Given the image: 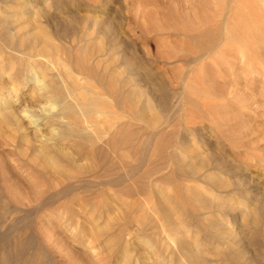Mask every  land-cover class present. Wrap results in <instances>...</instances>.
Masks as SVG:
<instances>
[{
    "label": "rangeland",
    "instance_id": "rangeland-1",
    "mask_svg": "<svg viewBox=\"0 0 264 264\" xmlns=\"http://www.w3.org/2000/svg\"><path fill=\"white\" fill-rule=\"evenodd\" d=\"M208 8V0H0V90L15 80L28 87L7 99L19 97L10 105L20 132L0 126V264H264V60L249 67L247 38L222 61L202 59L193 45ZM112 39L138 68L132 85L142 98L117 109L114 149L106 129L89 128L95 148L77 136L40 146L73 120L52 116L59 107L38 83L76 102L95 82L75 62ZM29 45L44 47V58L28 55ZM25 60L37 61L35 75ZM239 176L254 200L231 194ZM169 233L176 239L165 245Z\"/></svg>",
    "mask_w": 264,
    "mask_h": 264
},
{
    "label": "bare ground",
    "instance_id": "bare-ground-1",
    "mask_svg": "<svg viewBox=\"0 0 264 264\" xmlns=\"http://www.w3.org/2000/svg\"><path fill=\"white\" fill-rule=\"evenodd\" d=\"M15 1V0H14ZM209 2V15L207 17V19H204L202 22L205 21V25H200L198 33H197V38L195 41L194 49L198 50L199 52H201V56L198 52V54L202 57L204 56H214V55H218L221 58V61L223 60L222 58L226 57L228 54V51L230 49H232L235 46H241V41L244 40L245 38L250 39L249 44L252 47H247V49L245 51L252 52L250 50L255 51L254 55L252 53L251 56L248 57V65L249 67H251L252 63H256L258 61H262L264 60V0H208ZM25 5V4H24ZM27 5V4H26ZM23 8V6H22ZM96 17V16H95ZM96 19V18H95ZM98 19V18H97ZM207 20V21H206ZM207 22V23H206ZM96 24V22H95ZM208 24V25H207ZM207 28H205V27ZM97 27V26H96ZM203 27L205 29H203ZM164 28V27H163ZM186 29V28H185ZM102 30V29H101ZM97 31V30H95ZM191 32V31H190ZM41 37V35H39ZM38 37V36H37ZM14 39V38H13ZM58 39V38H57ZM86 39V38H84ZM45 40V39H44ZM88 40V39H87ZM86 40V41H87ZM194 40V39H193ZM19 42V41H18ZM31 42V41H30ZM12 43V42H11ZM75 43V42H74ZM97 43V42H96ZM10 44V43H9ZM20 45H22L23 43H19ZM31 44V43H30ZM45 45H49V42L46 43L44 42ZM119 44V43H118ZM8 44H6L7 46ZM18 45V44H17ZM47 45V46H48ZM246 45V44H245ZM23 46V45H22ZM25 46V45H24ZM32 46V45H31ZM29 45L28 47V52L26 51V53H28V55L30 56H41L44 58L45 56V51L46 49L43 47H40V50H37L39 52H36L34 49V47L32 49L29 50V48L31 47ZM45 46V47H47ZM81 46V45H80ZM8 47V46H7ZM6 47V48H7ZM16 47V46H12ZM49 47V46H48ZM47 47V48H48ZM120 47V46H119ZM237 47V48H239ZM10 48V47H8ZM27 48V47H26ZM43 49H45L44 52ZM119 48H117V45L115 44V42L112 40H109L108 42H106L105 44H99L97 45V48L94 49V52L91 53L90 49H86L87 52L84 50L83 52V58L78 59L77 62H75V66H76V70L83 73V75L86 78H92L95 82V84L90 83V82H85V84H83L81 86L83 93L82 98L81 99H76L74 97V100L76 102L72 103V102H68L65 100V98L69 95L72 96V92L71 91H67L65 93H62L61 91L59 92H53L52 94L49 93L48 90V84H45L44 81L43 83H38L41 80L38 79L37 83H38V87H36L37 91L40 92V96H44L45 98H47V101L49 102V106L50 107H54L55 105H58V111L54 114H52V116L55 117V119L59 122L62 119H68L69 121L72 122H65L64 125H61L62 130L60 131V133L57 136H52L53 134L50 135H44V139L41 143L40 146L44 147V148H48V141H52V143L57 140V139H63V138H67V137H73V136H77L79 139H81L83 142H85L86 144H89L90 147H92L94 145V148L96 147L94 142L90 137V130L95 131V133H97V136H99V132L100 129H106L109 133V137L107 139V146H108V151H111L114 149V134H115V130H113L114 124L116 122V119L119 116V113L121 112H117L118 108H123V110L125 108H127L126 110L129 112L128 109H130V107H132L134 104H136L137 102H141L142 98L140 97L139 92H137L135 90V88L132 85V81H136L139 82L140 78H138L139 76V72L136 70L138 68L135 69L134 71V65L131 64V58L129 59L127 55H125V53L122 52L120 50H118ZM13 50V49H12ZM14 50L16 51L17 49L14 48ZM63 50V49H62ZM90 52V53H88ZM243 52V50H242ZM25 53V52H24ZM45 53V54H44ZM64 53V52H63ZM69 53V52H68ZM77 54V51L76 53ZM10 55V54H9ZM73 56V54H71ZM82 56V55H81ZM199 56V58H201ZM74 57V56H73ZM102 57H106L105 60H103ZM244 57V56H243ZM135 58V57H134ZM198 58V57H197ZM30 59V58H29ZM32 59V58H31ZM30 59V60H31ZM36 59V58H35ZM66 59V58H65ZM133 59V58H132ZM42 61L41 63H44L43 60L45 59H40L38 58L37 61ZM75 60V59H74ZM137 60V59H136ZM27 61V60H25ZM37 61H27L29 63V68L32 69V74L31 76L35 75V73L38 71V69L36 68V70L32 67L37 65ZM47 61V60H46ZM45 61V62H46ZM103 61V62H101ZM105 61V62H104ZM190 61V60H189ZM194 61V60H193ZM18 62V61H17ZM24 62V61H23ZM31 62V63H30ZM148 62V61H147ZM22 63V62H21ZM211 63L213 64H219L216 61H212ZM233 63V62H232ZM18 64V63H17ZM49 64V63H48ZM206 64V63H205ZM23 65V64H20ZM26 66V65H25ZM28 66V64H27ZM39 66V65H38ZM120 66V67H119ZM37 67V66H36ZM55 67V66H54ZM121 70H123V72L125 73V75L122 77V71H121V75L119 72H117L118 68H121ZM31 71V69H29ZM35 71H34V70ZM60 69V68H59ZM58 69V70H59ZM251 69V68H250ZM53 70V69H52ZM51 70V71H52ZM203 70V69H202ZM29 71V72H30ZM119 71V70H118ZM27 73V72H26ZM41 73V72H40ZM52 73V72H50ZM119 73V74H118ZM145 73V72H144ZM3 74V73H2ZM16 75V74H15ZM119 75L121 76V78H119ZM146 75V74H145ZM2 76V75H1ZM30 76V75H29ZM30 76V77H31ZM18 77V75L16 76ZM15 78V77H14ZM22 78V77H21ZM47 78V77H46ZM219 78V77H218ZM23 80V79H22ZM16 81V80H15ZM14 81L15 84L11 83L12 85L9 86V88H5L4 90H0V126L1 129L2 127H4L3 129L5 131L8 132L9 129H14L13 133L17 134L20 132V129L23 127L22 125V120H20L19 115H17L15 113V111L13 112L12 110V106L10 104L15 103L16 101L19 100V97H14L11 100H7L9 97V95H11L13 92H17V89H19L21 92L25 91L28 89L27 84H20V86H18V84H16V82ZM18 81V80H17ZM92 81V80H91ZM211 81V80H210ZM19 82V81H18ZM20 83V82H19ZM75 85V84H74ZM165 85V84H164ZM69 86V85H68ZM76 86V85H75ZM19 87V88H17ZM167 87V86H166ZM207 87V86H206ZM50 88V87H49ZM137 88V87H136ZM164 88V87H163ZM171 88V87H170ZM52 89V88H51ZM59 89V88H58ZM163 90V89H162ZM166 90V89H165ZM171 90V89H170ZM53 91V90H52ZM51 91V92H52ZM65 91V90H64ZM63 91V92H64ZM149 91V90H148ZM164 92V90H163ZM46 93H49L48 95H46ZM149 93V92H148ZM172 93V92H171ZM174 94V92H173ZM104 95L109 97L110 100H106L104 98ZM166 96V94H164ZM163 95V96H164ZM161 96V95H160ZM162 96V97H163ZM174 96V95H173ZM49 97V98H48ZM144 98V96H142ZM161 97V98H162ZM168 97V96H167ZM164 99V98H163ZM46 101V100H45ZM164 101V100H163ZM211 103L212 101L209 100ZM76 103V104H75ZM46 104V103H45ZM44 104V105H45ZM138 105V104H137ZM161 105V104H160ZM215 106V105H214ZM46 107V106H45ZM145 107V106H144ZM150 107V106H149ZM48 108V107H47ZM141 108V107H140ZM151 108V107H150ZM132 109V108H131ZM170 109V108H169ZM48 110V109H47ZM24 117L26 116L29 119V122L34 123L37 127L39 126L38 123V119L39 117H35V115L29 113L30 110L26 109L24 107V109L22 110ZM43 112V110H42ZM41 112V113H42ZM76 113L79 114L80 118H76L74 116H72V114ZM44 114V113H43ZM49 114V113H48ZM130 114V113H129ZM62 115V116H61ZM131 115V114H130ZM153 115V114H152ZM50 116V115H49ZM61 116V117H60ZM65 116V117H64ZM126 116V115H125ZM128 116V115H127ZM132 116V115H131ZM142 117H144L143 115H141ZM146 116V115H145ZM23 117V116H22ZM134 117V116H133ZM70 118V119H69ZM73 118V119H71ZM126 118V117H125ZM79 119V120H78ZM139 119V118H138ZM161 120V119H160ZM64 121V120H63ZM72 124V125H70ZM53 125V124H52ZM59 125V124H58ZM75 125V126H73ZM51 126V125H50ZM183 126V125H182ZM56 127V126H55ZM57 128V127H56ZM89 128V129H88ZM0 129V131H1ZM53 129V128H52ZM55 129V128H54ZM27 130V129H26ZM42 131V130H41ZM43 132V131H42ZM129 132V131H128ZM3 133V132H2ZM22 133V132H21ZM20 133V136L22 135ZM8 135V133H7ZM41 135V134H40ZM132 135V134H131ZM196 135V134H195ZM16 136V135H15ZM14 136V137H15ZM25 136V133H24ZM182 136V135H181ZM186 136V135H185ZM6 137V136H5ZM23 137V136H22ZM94 137V136H93ZM187 137V136H186ZM18 138V137H17ZM10 139V136H9ZM96 139V138H95ZM183 139V138H182ZM11 140V139H10ZM231 140V139H230ZM22 141V140H21ZM21 141L20 144L22 143ZM25 141V140H24ZM45 141V142H44ZM98 141V140H97ZM184 142V141H183ZM203 143V142H202ZM30 144V143H29ZM185 144V143H184ZM35 145V144H34ZM52 145V144H51ZM70 145V144H69ZM84 145V144H83ZM82 144H79V146H77V149L75 148L77 153H83L84 149H81V147L83 146ZM167 145V144H166ZM178 145V144H177ZM54 146V145H53ZM81 146V147H80ZM32 147V146H31ZM37 146L35 145L34 149ZM65 147V146H64ZM55 149V148H54ZM58 149H55V151ZM33 151V150H32ZM44 151H46L44 149ZM34 152V151H33ZM38 152V151H37ZM60 153V151H58ZM62 152V151H61ZM36 153V152H35ZM42 153V152H41ZM66 153V152H65ZM34 154V153H33ZM38 154V153H37ZM63 154V153H62ZM67 154V153H66ZM86 154V153H85ZM84 154V156H85ZM88 154V153H87ZM236 154V153H235ZM42 155V154H40ZM89 155V154H88ZM37 156V155H36ZM64 156V155H63ZM249 156V155H248ZM65 157V156H64ZM66 157H68L67 159L71 160L70 157L71 155H67ZM73 157V156H72ZM242 158V157H241ZM245 158V157H244ZM251 158V156H250ZM41 159V157L39 158ZM43 159V158H42ZM45 159V158H44ZM74 160V159H73ZM246 160V159H245ZM258 160V159H257ZM256 160V161H257ZM35 161V160H34ZM224 160H221V162H223ZM54 158H52L51 156H48V162L46 163H50V165H57L56 163H54ZM53 163V164H52ZM73 163V161H72ZM212 163V161L210 162ZM219 161H215V163H212L209 167L212 168V170L214 169H219L220 171V166H219ZM36 164V163H35ZM71 164V163H70ZM76 164V163H74ZM221 164V163H220ZM73 165V164H72ZM225 165V163H224ZM244 165V164H243ZM74 166V165H73ZM180 166V165H179ZM178 166V167H179ZM202 168V164L200 165ZM226 166V165H225ZM1 167V166H0ZM6 167V166H5ZM49 167V166H48ZM58 167V166H57ZM62 167V166H61ZM198 167V166H197ZM195 167V168H197ZM207 167V166H205ZM229 167V166H228ZM59 168V167H58ZM69 168V167H68ZM226 168V167H225ZM231 169H233L234 167H230ZM236 168V167H235ZM182 169H185L182 167ZM230 169V170H231ZM229 169H225L224 171H230ZM222 171V170H221ZM239 171V168L238 170ZM225 172V174H226ZM240 172V171H239ZM245 172V171H244ZM238 173V172H237ZM224 174V173H223ZM242 174V173H241ZM17 176V175H16ZM238 176V175H237ZM247 176V175H246ZM250 176V175H249ZM240 177V176H239ZM244 177V176H243ZM238 178V177H237ZM236 178V179H237ZM199 180V179H198ZM234 184V183H232ZM240 186V190L238 189V187ZM9 186H7L6 188H8ZM241 187L243 189H241ZM251 187V186H250ZM253 189V186L251 187ZM1 190H4V188H1ZM0 190V196L3 193ZM231 194H236L238 197L244 198L246 199H251L252 197L249 195V185L246 181L242 180L241 177L240 179H238L236 181V183L234 184V188L230 189ZM255 191V190H254ZM253 191V192H254ZM10 192V191H8ZM12 192V191H11ZM10 192V193H11ZM223 192V191H222ZM264 192V191H263ZM230 193V192H229ZM228 193V194H229ZM251 194H253L251 192ZM256 194V193H254ZM260 194V193H259ZM235 195V197H237ZM254 198V195H252ZM256 196V195H255ZM225 197V196H224ZM257 197V196H256ZM258 197H260L258 195ZM232 198V197H231ZM252 198V199H253ZM219 199V198H218ZM224 199V198H222ZM233 199V198H232ZM251 199V201H252ZM230 200V199H229ZM254 200V199H253ZM206 203V202H205ZM204 203V204H205ZM224 205V204H223ZM221 205V206H223ZM213 207V206H212ZM211 207V208H212ZM198 209V208H197ZM48 210V209H47ZM212 210V209H211ZM222 211L229 213L228 212V208H221ZM36 211V210H35ZM198 211V210H197ZM186 212V211H185ZM202 212V211H201ZM231 214V213H229ZM233 215V214H232ZM258 215V213H257ZM237 216V215H236ZM234 218V217H233ZM237 218V217H236ZM256 218H260V216H256ZM254 219V218H253ZM194 220V218H193ZM196 220V219H195ZM194 220V221H195ZM199 221V220H198ZM196 222V221H195ZM200 225H202L200 223ZM198 226V225H197ZM231 227V226H230ZM244 226H242L243 228ZM246 227V226H245ZM242 230V229H241ZM251 230V229H250ZM263 230L262 227H260L258 229V231ZM226 231V230H225ZM248 231V230H247ZM264 231V230H263ZM231 232V231H230ZM232 233V232H231ZM230 233V234H231ZM240 233V231H239ZM242 234V233H241ZM246 234V233H245ZM234 235V234H233ZM242 236V235H241ZM244 236V235H243ZM176 236L174 234H165L164 238H162V242L165 245H169L170 243H172L173 241H175ZM248 237V236H247ZM234 249V248H233ZM227 250V249H226ZM231 252V251H230ZM235 252V251H234ZM255 256H259L258 253H255ZM199 256V255H198ZM169 258V257H168ZM196 259V258H195ZM206 258H204L205 260ZM238 259V258H237ZM224 260V259H223ZM229 260L228 262L231 264V260L232 259H227ZM191 261L194 262V264H203L204 263H208L202 260H194L193 257H191ZM200 261V262H199ZM202 261V262H201ZM211 261V260H210ZM220 261V260H219ZM226 261V259H225ZM192 262V263H193ZM236 262V261H235ZM191 263V262H190ZM228 263V264H229ZM213 264V263H212ZM232 264H235L234 262Z\"/></svg>",
    "mask_w": 264,
    "mask_h": 264
}]
</instances>
